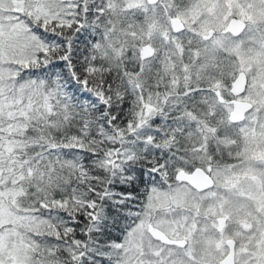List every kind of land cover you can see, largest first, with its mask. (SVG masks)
I'll use <instances>...</instances> for the list:
<instances>
[{"label": "snow or ice", "instance_id": "6c2138e0", "mask_svg": "<svg viewBox=\"0 0 264 264\" xmlns=\"http://www.w3.org/2000/svg\"><path fill=\"white\" fill-rule=\"evenodd\" d=\"M0 264H264V0H0Z\"/></svg>", "mask_w": 264, "mask_h": 264}]
</instances>
